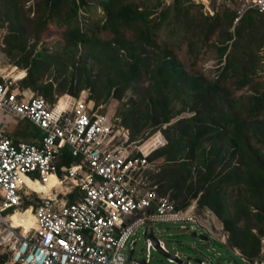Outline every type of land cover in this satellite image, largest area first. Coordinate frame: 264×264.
<instances>
[{
    "label": "trees",
    "instance_id": "trees-1",
    "mask_svg": "<svg viewBox=\"0 0 264 264\" xmlns=\"http://www.w3.org/2000/svg\"><path fill=\"white\" fill-rule=\"evenodd\" d=\"M30 1L0 0V25L7 27L2 50L17 53L15 67L26 69L19 85L50 102L84 90L96 105L115 99L116 110L103 111L119 119L133 140L162 129L167 143L148 156L157 192L177 208L192 200L199 210L209 208L222 221L230 247L248 259L258 256L264 234V81L255 77L264 13L249 8L235 21V8H215L210 15L192 0H172L165 7L164 0H36L26 6ZM54 29L58 46L37 50ZM102 31L111 38L102 40ZM178 40L187 41L192 56L199 48L213 49L215 75L187 71L174 51ZM52 72L56 84L45 79ZM143 74L147 84H136ZM132 87L135 95L124 100ZM245 87L248 93L233 96ZM66 99L61 96L58 106ZM148 128L152 132L144 136ZM158 141L153 136L142 148ZM73 160L65 153L62 162ZM6 258L0 255V264Z\"/></svg>",
    "mask_w": 264,
    "mask_h": 264
},
{
    "label": "built area",
    "instance_id": "built-area-1",
    "mask_svg": "<svg viewBox=\"0 0 264 264\" xmlns=\"http://www.w3.org/2000/svg\"><path fill=\"white\" fill-rule=\"evenodd\" d=\"M216 4L236 5L235 21L249 8L264 13V0H216ZM3 34L0 25V112L29 121L42 133L35 145L14 140L0 129V255L7 256L4 264H139L134 256L128 262V249L137 242L138 231L144 235L151 229L154 234L157 222H189L192 233L208 234L226 253L246 264H264V234L259 237L258 256L248 259L228 245L222 221L209 208L199 210L196 200L177 208L168 195L157 192L150 178L156 168L148 156L167 143L162 129L145 140H133L129 129L104 112L103 105H96L86 90L79 97L62 95L67 99L59 108L61 96L50 102L22 88L21 78L2 64ZM153 136L160 141L144 150L143 144ZM65 153L74 159L69 165L62 162ZM52 175L59 183L48 194L38 193L23 179L44 183ZM75 188L78 194L70 200ZM28 211L32 225L12 223L15 213ZM162 228L158 230H167ZM144 237L143 259L150 264V250L155 247ZM156 239L159 248L171 255L167 256L170 263L180 264L175 256L188 264L194 258L200 264H225L201 252L187 257L171 254L165 242ZM227 264L234 263L227 260Z\"/></svg>",
    "mask_w": 264,
    "mask_h": 264
},
{
    "label": "rangeland",
    "instance_id": "rangeland-1",
    "mask_svg": "<svg viewBox=\"0 0 264 264\" xmlns=\"http://www.w3.org/2000/svg\"><path fill=\"white\" fill-rule=\"evenodd\" d=\"M36 0H31L26 4L27 5H33ZM196 4H202V11L205 14H210L212 15L208 8L215 11L217 10H222L224 7H226V4H220L217 5L214 0H192ZM172 0L170 1H162V6H168L171 4ZM234 5L233 7H235ZM214 7V8H213ZM231 7V8H233ZM216 8V9H215ZM194 13H197L198 10L196 8L193 9ZM34 13H31V16ZM91 18L94 20L98 16L97 14L92 11L90 14ZM3 28V33L5 34L7 32V27L6 24L2 27ZM126 35L128 37L132 36V31L131 30H125ZM51 33L50 35H48ZM100 38L104 41L109 40L112 36V33L110 31H102L99 34ZM60 40V35L59 33L54 29V30H49L47 32V35L43 36L42 40L38 43L37 45V50L41 49H54L58 46ZM178 44L174 46V51L176 53V56L178 59L182 62L183 67L189 71V72H195V73H204L205 75H208L209 77H213L215 75V70L217 69V64H218V59L216 58V53L213 49L210 48H199L197 51L196 56H192L188 52V46H187V41L186 40H178ZM80 50H83V47L80 48ZM3 54V59H2V64L4 67H7L8 65L10 68L8 69V72H15L14 69H20L24 70L23 68H17L15 67V60L16 57L18 56L17 53H13L12 55H7L5 52H2ZM259 55L261 56V61L260 65L261 68L258 70V75L255 77L256 82H263L264 81V46L260 49ZM194 61H196L194 63ZM224 62H222L220 65H223ZM14 68V69H13ZM26 70V69H25ZM54 73L48 74L45 79L50 78L53 79ZM146 75H142L140 80H138V83L140 85H146L147 80H146ZM54 83L56 84L55 79H53ZM32 90V89H31ZM33 91V90H32ZM35 92V91H33ZM86 92H89L86 90ZM248 87H245L243 89L235 90L233 92L234 97H238L242 94L248 93ZM36 93V92H35ZM66 95V94H63ZM134 88H130L124 97V100H127L129 97L134 96ZM62 96V95H61ZM118 101L115 99H111L107 104L103 105V109L105 107V110L107 109H114L116 110ZM108 111V110H107ZM106 111V112H107ZM191 112H184L183 115H190ZM175 119H173L174 121ZM17 128L18 131L16 133H12L11 136L17 139H23L25 141L32 140L35 134L33 124L28 121H22V122H17ZM152 128H148L144 132V136L151 133ZM142 135H139L137 139H141ZM184 225V227H182ZM154 228V236L156 238H160L165 242L166 248L171 254H174L178 252L182 257L184 256H197L198 252H201L214 260H219L221 259L223 263L227 264V260L232 261L234 264H246L243 260H241L238 256L233 255L231 252H225L223 251L219 246V243L214 241L213 239L208 238L206 241L198 240L192 237V230L190 229L191 223L189 222H157ZM159 227H165L167 228L166 231H159ZM198 233H201L199 230ZM137 239L136 245H135V252H134V258H143L146 255V250H145V245H144V235L141 234L140 231H138L137 235L135 236ZM195 245V247H194ZM224 252L222 256H217L216 252ZM228 253L230 256H228ZM150 264H175V263H170L167 259V256L161 253L158 250L152 249L150 250ZM229 258V259H228Z\"/></svg>",
    "mask_w": 264,
    "mask_h": 264
},
{
    "label": "crops",
    "instance_id": "crops-1",
    "mask_svg": "<svg viewBox=\"0 0 264 264\" xmlns=\"http://www.w3.org/2000/svg\"><path fill=\"white\" fill-rule=\"evenodd\" d=\"M2 52H4V51L2 50ZM2 52H1V56L3 57V55H2L3 53ZM24 70H20L19 69V70H16L15 73L21 75V77H22L24 75V72H26V70L25 71ZM27 89H29V88H27ZM22 121H27V120H18V119H16L15 117H13L11 115H8V114L1 113L0 112V129L7 136H9L10 138H12L14 140H22V141H25L23 139H17V138H14V137L11 136L12 133H16L18 131L17 122H22ZM33 127H34V131H35V134H34L33 139L32 140H29V141H25V142L30 143V144L37 145L40 142V139L42 137V133L34 125H33ZM55 179H56V181H55V184H53V185H56L59 182L56 183L58 180H57V178L55 176L51 177L49 179V181H46L44 183H42V182L39 181V184L48 186V184H46V183H48V182L51 183ZM34 181H38V180H34ZM46 186H45V189L44 190H39L38 193H41V194H48V193H50V190H51L52 187H48V189H46Z\"/></svg>",
    "mask_w": 264,
    "mask_h": 264
},
{
    "label": "water",
    "instance_id": "water-1",
    "mask_svg": "<svg viewBox=\"0 0 264 264\" xmlns=\"http://www.w3.org/2000/svg\"><path fill=\"white\" fill-rule=\"evenodd\" d=\"M162 230H166V228H162ZM144 236H146V237L151 239V241L153 242V245H154L156 250L160 251L161 253H163L166 256H171V255H168V254L164 253L159 248L158 241H157L156 237L153 234V230L150 229L149 232L146 231ZM192 237L195 238V239H198V240H202V241H206L208 239L207 235H205V234H197L195 232L192 233ZM135 245H136V242H133L130 245L129 249H128V262L133 259L134 252H135ZM172 257L175 258L177 260V262L180 263V264H188L187 261H183L182 262L181 260H179L175 256H172ZM134 260H136V262L139 263V264H146L143 258H135ZM191 264H200V259L194 258L193 262Z\"/></svg>",
    "mask_w": 264,
    "mask_h": 264
},
{
    "label": "bare ground",
    "instance_id": "bare-ground-1",
    "mask_svg": "<svg viewBox=\"0 0 264 264\" xmlns=\"http://www.w3.org/2000/svg\"><path fill=\"white\" fill-rule=\"evenodd\" d=\"M13 76L17 77V78H21V75L15 73V72L13 73ZM59 108H61V107H59ZM23 179H24V181L27 183V185L29 187L35 189V191H37V192L39 190H44L45 189L46 185L39 184V181H34V180H31V179H29L27 177H23ZM56 183H58V181ZM53 184H55V181L52 182L51 184H49L48 186H46V189H48V187L55 186ZM11 219H12V223L15 224V225L24 224L25 227H29L30 225L33 224V217L30 215L29 211L26 212L25 214L17 212V213H15L12 216Z\"/></svg>",
    "mask_w": 264,
    "mask_h": 264
}]
</instances>
